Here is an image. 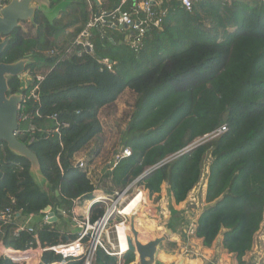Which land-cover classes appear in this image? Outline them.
Returning a JSON list of instances; mask_svg holds the SVG:
<instances>
[{
	"label": "trees",
	"instance_id": "obj_1",
	"mask_svg": "<svg viewBox=\"0 0 264 264\" xmlns=\"http://www.w3.org/2000/svg\"><path fill=\"white\" fill-rule=\"evenodd\" d=\"M120 1L100 0L101 8L111 10ZM139 1L127 0L121 10L129 11ZM49 3L51 10L64 7L52 19L35 11L29 29L16 28L0 56L6 64L29 56L26 71L32 76L39 67L47 68L36 91L39 102L30 97L35 81L8 80L9 94H22L20 112L27 115L16 138L37 156L42 180H34L28 161L0 143V244L13 253L72 241L75 234L58 228L62 215L55 223L39 221L36 238L15 229L22 216L40 217L46 207L69 214L74 200L83 206L96 191L113 197L157 166L135 187L147 199L165 187L172 230L184 242L197 240L203 248L230 254L238 264H253L243 259L264 221V1L202 0L186 11L175 0H163L166 14L159 27L148 28L138 50L126 44L123 31L103 27L89 32L91 52L78 53L76 47L68 55L66 49L93 9L85 0ZM69 29L72 40L64 45L58 39ZM104 59L111 61V70ZM126 90L136 100L117 151L128 148L130 154L115 166L106 164L93 183L89 165L101 150L96 143L102 133L99 112ZM57 124L59 134H49ZM203 137L214 138L184 153ZM92 143L84 167L76 166L78 154ZM204 167L202 205L188 208ZM104 209L94 205L91 219ZM6 210L12 215L2 218ZM152 229L148 224L147 230ZM105 248L109 254L97 249L92 264H118L111 247ZM134 260L129 251L121 257L122 264ZM0 264L19 263L0 254ZM40 264L82 261H63L43 250Z\"/></svg>",
	"mask_w": 264,
	"mask_h": 264
},
{
	"label": "built area",
	"instance_id": "obj_2",
	"mask_svg": "<svg viewBox=\"0 0 264 264\" xmlns=\"http://www.w3.org/2000/svg\"><path fill=\"white\" fill-rule=\"evenodd\" d=\"M88 4L89 10H92L90 19L86 24L83 31L72 41L70 47H68L65 51V54H70L73 52V49H80L78 53L85 50L87 52L92 51V45L88 41V37L90 35V30L94 28H103L108 27L112 29H118V26H126L125 34V42L127 45L130 46L133 50H138L142 46L143 39L148 31L150 26L159 27L161 18L165 16L166 10L162 9L163 0H141L138 3H134L130 8L129 11H122L121 7L126 3L127 0H121L119 5L116 8H112L111 10H106L101 8L100 0H85ZM96 1V3H95ZM171 1V0H169ZM180 3L181 7L184 8L186 11H190L192 5L197 1L202 0H175ZM224 1H231V0H224ZM264 1V0H261ZM96 7V10H94ZM97 15V16H96ZM122 31V30H121ZM77 51V50H76ZM103 63L106 65L108 70H111L110 62L107 59L103 60ZM22 78V82L25 85H31L34 83V86L30 92V97L35 102H39V97L37 94L38 83L42 80L43 75L37 74L36 76H32L25 71V73L20 76ZM21 105L18 108V123L24 121L27 118L23 112H20ZM36 115L39 116L38 112L36 111ZM49 134H59V125L57 124L55 128L47 130ZM17 134V133H16ZM130 149L125 148L119 151H115L112 154V159L108 162V165L115 166L118 161L122 158L129 156ZM78 167H84L83 159H79L76 163ZM137 180L131 183L127 188L122 190L121 192L117 193L115 196L110 197L106 196L101 192H94L92 198L89 201H86L83 206L79 205L77 200L73 201V207L69 214H65V212H61L62 215H67L75 229V239L72 241H66L64 243H59L57 245H53L47 247L45 249H41L40 247L36 248L41 253L43 250L51 251L57 255H59L63 261L68 259H79L82 261V264H92L95 256V252L97 249H102L106 253L105 244H108L111 249L112 244L110 243V239L108 236V223L112 218L119 217V216H126L123 215L121 212L123 209L121 207L126 205L135 199V204L131 210H134L135 207L139 204V199L142 197L143 193L137 191V193L127 201V192L135 185ZM108 202V203H107ZM104 205V213L95 220L91 219V209L94 205ZM132 212V211H131ZM130 212V213H131ZM43 215L41 216L42 221L44 223H49L51 217L47 215L43 211ZM12 215L10 210H6L5 213H2V218L10 217ZM19 214H16L18 217ZM33 218V215H28L29 221ZM123 225V223L119 224ZM117 227V226H116ZM115 227V228H116ZM18 231L25 230L29 233H33L34 237L36 238L35 229L34 227H28L24 224H18L16 229ZM192 233V225L188 228L187 234ZM106 236V241L104 242L102 237ZM190 243V242H189ZM113 250V249H112ZM6 250L2 245L0 248V254L7 255L12 258L14 261L19 262L17 255L23 252H17L12 250V253H5ZM24 251V252H28ZM117 251L113 250V253H110L113 256L118 258V264L121 263L122 255H117ZM109 254V253H108ZM137 264V263H136Z\"/></svg>",
	"mask_w": 264,
	"mask_h": 264
},
{
	"label": "rangeland",
	"instance_id": "obj_3",
	"mask_svg": "<svg viewBox=\"0 0 264 264\" xmlns=\"http://www.w3.org/2000/svg\"><path fill=\"white\" fill-rule=\"evenodd\" d=\"M20 27H22L23 29H29L30 26L28 24H21ZM71 40L72 39L68 37V39L66 41H62V43L64 45H67L71 42ZM38 74H42V72L38 71ZM20 79L22 81V78ZM22 83L23 82H21V84ZM135 100L136 96L131 91L126 90L112 106L104 108L99 112V120L102 125V133L100 137L96 139V143H99L101 145V150L89 165L91 181L93 183L97 182V179L103 173V168L106 166V164H108V162H110L109 160L111 159L112 154L119 149L121 145L120 142L122 141V138H124L123 131L134 111ZM212 138L214 137H203L195 140L194 142L197 144L199 142H205ZM94 147L95 143H92L90 146H88L78 154V158L86 160L87 156L89 155V153H91ZM205 172L206 168L204 167L201 180L197 185V188L190 194L189 204H187L188 208L195 209L197 207H201L202 205L205 188ZM37 181L40 182L39 179ZM137 191L142 192L140 187H135V185H133V187H131V189L127 192V201L130 200L137 193ZM166 201L167 199L165 195V187L163 186L160 193L157 195H153L152 197H150V199H147L143 194L139 199V204L135 207L134 210H132L129 215L112 218L109 221L107 227L110 243L113 247L112 249L114 251H117L115 227L123 223V225L126 227V235L131 234L129 225L131 219H133L134 226L137 227L136 230L139 233L138 236L141 243H144V241H150L155 237L165 236L167 238V240L165 241V246H161L160 250L171 252L173 256L168 257L170 258V260L166 261V263L176 264L181 259H183V264H193L192 261L194 260L199 261L201 264H238L237 261L233 258H229L224 255L225 253L223 255H220L221 252L216 248H213V254H210V256H208V252L203 251L201 244L197 240H193L190 243L186 241L184 242L182 237L178 233H176L177 231H173L169 226L170 216L166 209ZM54 212H56V209L54 210ZM26 217L28 218V215L22 216V218H20L19 220V224H24L32 228L34 227L35 229L39 221H42L41 216H34L30 221L26 219ZM148 224L153 227L152 230H147ZM58 228L67 233L74 234L75 231L73 224L67 215L61 216V219L58 222ZM166 229H169L171 233H167ZM102 239L105 242L106 236L102 237ZM163 243L161 245H164ZM126 251H124L123 253H125ZM12 254L16 253L13 252ZM20 254H26L27 256L26 259L20 260L18 262L19 264H40L41 252L39 250L32 249L28 252H23ZM263 259L264 221L260 227V230L256 234L255 244L251 252L246 255L243 260L245 262H251L253 264H261ZM136 263L137 260L135 256L134 262L130 264Z\"/></svg>",
	"mask_w": 264,
	"mask_h": 264
},
{
	"label": "water",
	"instance_id": "obj_4",
	"mask_svg": "<svg viewBox=\"0 0 264 264\" xmlns=\"http://www.w3.org/2000/svg\"><path fill=\"white\" fill-rule=\"evenodd\" d=\"M96 3V1H95ZM42 12L50 19L49 0H0V56L3 49L9 42L12 32L20 27L21 24L30 23L33 20L35 11ZM97 16V15H96ZM119 30L127 29L126 26H118ZM111 63V61H109ZM30 63V57L27 56L14 63L6 64L0 62V143H5L7 149L12 153L24 158L29 163V175L34 179L41 181L40 165L37 156L33 153L29 145L20 142L16 138L19 128L18 108L22 102V94H9V78L22 76L26 71V66ZM199 144L192 143L184 149V153L192 150ZM175 156H171L162 162L166 163ZM161 165V164H160ZM157 166L144 171L136 180L145 178ZM57 195V193H56ZM45 213L51 220L49 223H55L57 218L62 215L61 210L56 208V212L50 207H46ZM129 230L131 234L125 236L127 251L136 256L137 264H156V254L159 246L167 240L165 236L155 237L154 239L141 243L138 240V231L134 228V220L131 219ZM167 233H171L166 229ZM181 259L176 264H183Z\"/></svg>",
	"mask_w": 264,
	"mask_h": 264
},
{
	"label": "bare ground",
	"instance_id": "obj_5",
	"mask_svg": "<svg viewBox=\"0 0 264 264\" xmlns=\"http://www.w3.org/2000/svg\"><path fill=\"white\" fill-rule=\"evenodd\" d=\"M119 31H121V30H119ZM122 31H123V33H125L126 32V29H122ZM195 144H196L195 142L192 143V145H195ZM135 201L136 200L133 199V201L130 202L129 204L127 202L126 205H123L121 207V209H123V211L121 213L123 215H129L130 212L132 211L131 209L133 208V206L135 204ZM134 228H135V226H134ZM135 230H136V228H135ZM125 231H126V227L124 225H118L115 228V239H116V248H117L116 250H117V254H122L124 251L127 250V247H126L127 245H126V242H125V236H126ZM138 240H139V236H138ZM5 253H8V252L5 251ZM27 255H28V253H27ZM27 255L26 254H22V255H17L16 254L15 256H17L19 260H23V259H26V256Z\"/></svg>",
	"mask_w": 264,
	"mask_h": 264
},
{
	"label": "crops",
	"instance_id": "obj_6",
	"mask_svg": "<svg viewBox=\"0 0 264 264\" xmlns=\"http://www.w3.org/2000/svg\"><path fill=\"white\" fill-rule=\"evenodd\" d=\"M64 6H61V7H58V8H55V9H52V10H50V14H51V17H50V19H52V18H54L56 15H57V13H58V11L61 9V8H63ZM94 10H96V7H95V9ZM28 25H29V23H27ZM71 32H72V29H69L68 31H66V32H64L60 37H59V39H58V41H60V42H62V41H66L67 39H68V37H70L71 36ZM39 72H42V75H43V73H45L46 71H47V68L46 67H39V70H38ZM21 78V77H20ZM57 222V221H56ZM146 242H148V241H144V243H146ZM162 245H160L159 246V250H158V252H157V254H156V262L157 261H160L161 263H163V264H169V263H166V261H169L170 260V258H168V257H171V256H173V254L171 255V254H165V253H162L161 252V247ZM202 247V246H201ZM203 248V247H202ZM216 249H218V248H216ZM219 250V249H218ZM203 251L204 252H208V256H210V254H213V248H209V249H207V248H203ZM220 251V250H219ZM221 252V254L220 255H223L224 253L222 252V251H220ZM224 255H226L227 257H229V258H233L234 260H235V258L233 257V256H231L230 254H227V253H225ZM162 258V259H161ZM226 259V258H225ZM195 261H197V260H194V261H192V263H194ZM228 262H229V260H228ZM201 264V263H200Z\"/></svg>",
	"mask_w": 264,
	"mask_h": 264
}]
</instances>
